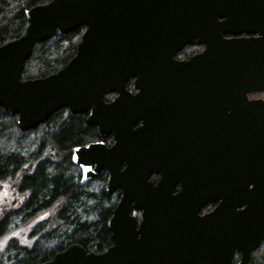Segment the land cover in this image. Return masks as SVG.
Returning a JSON list of instances; mask_svg holds the SVG:
<instances>
[{
	"label": "water",
	"instance_id": "obj_1",
	"mask_svg": "<svg viewBox=\"0 0 264 264\" xmlns=\"http://www.w3.org/2000/svg\"><path fill=\"white\" fill-rule=\"evenodd\" d=\"M26 15L25 33L0 46V108L16 116L21 131L62 108L88 114L87 124L114 143L76 147L73 162L84 182L105 169V192L121 191L107 222L111 246L93 252L74 243L40 264H233L236 253L246 264L264 239V127L252 143L239 118L224 121L223 108L229 95L231 108L251 107L246 92L264 89V68L248 69L249 61L264 65V0H50ZM80 27L85 30L65 66L22 79L36 44ZM193 44L205 48L176 58ZM130 79L136 93L126 87ZM208 90L215 99L209 150H194L197 164L187 182L181 179L184 155L175 137L164 138L163 125L176 114V94ZM108 93L117 95L106 102ZM194 139L200 148L201 139ZM208 202L217 205L201 215Z\"/></svg>",
	"mask_w": 264,
	"mask_h": 264
},
{
	"label": "trees",
	"instance_id": "obj_2",
	"mask_svg": "<svg viewBox=\"0 0 264 264\" xmlns=\"http://www.w3.org/2000/svg\"><path fill=\"white\" fill-rule=\"evenodd\" d=\"M49 1L0 0V46L25 33L27 10ZM84 30L57 33L36 44L25 61L22 79L45 77L65 66L75 55ZM98 139V128L87 124L85 114L71 115L62 108L36 129L21 131L16 116L0 108V183H11L14 194L22 195L1 217L0 236L12 224L52 211L29 233L36 238L34 243L13 239L0 251V264H40L74 243L93 252H103L113 244L107 221L118 196L105 192L108 172L103 170L84 182L73 162L76 147Z\"/></svg>",
	"mask_w": 264,
	"mask_h": 264
},
{
	"label": "flooded vegetation",
	"instance_id": "obj_3",
	"mask_svg": "<svg viewBox=\"0 0 264 264\" xmlns=\"http://www.w3.org/2000/svg\"><path fill=\"white\" fill-rule=\"evenodd\" d=\"M258 34H246L243 33L241 36L244 37H255ZM227 37H232L233 35L231 34H226ZM205 48L204 44H193V45H187L185 46L182 51H180L177 55L176 58L178 59H188L189 57L198 54L202 52ZM256 54L257 52H252L250 53L251 55ZM248 69L249 70H262L264 68L263 63L261 62L260 64H257V61H249L248 62ZM128 83H131L128 85ZM127 89H129L131 92L136 93V89L133 87V79H130L127 82L126 85ZM176 89H204L203 85L196 84V85H190V84H177ZM186 87V88H185ZM207 89H209V86H207ZM116 93H108L104 95V99L106 102L112 101L116 97ZM194 96V97H193ZM206 96V98H204ZM227 96V95H226ZM230 98V95L227 96ZM224 101V121H230L231 117L232 118H239L240 122H242L243 125L240 126L241 130H248L249 133L252 134V143L254 141L253 138V133H257L258 131L262 130L264 127V106L261 104H257V101H264V89H257V90H250L246 92V97L247 100H245V104L249 102H254V104L251 107H246L242 106L239 109H233L230 107V99L227 98ZM176 106L172 109V111H175L176 114L174 115H169L168 117L173 119L171 123H166L163 125V136L166 139V134L168 133L169 137H175V144L180 151L184 155L185 162L181 164V166L184 168L186 171L181 175V179L187 182H191L193 180L192 174L189 173L188 171L195 169V164L192 162L193 158V153L195 149H199L200 152L206 153V150H209V141H210V131L212 129L211 123L215 119V99H214V92L212 91H199L196 95H193L190 92L182 93L179 92L176 94ZM86 118L88 114H85ZM97 127V126H96ZM98 128V127H97ZM255 130V132H254ZM99 133V131H98ZM165 133V135H164ZM194 138H199L201 139V146L200 148L198 147V142ZM103 141L107 146H111L114 143V138L112 135H105L102 139L99 136V139L96 141ZM202 165H208V168L210 165H213L214 163H203L201 162ZM201 165V167H202ZM105 170V169H104ZM103 171V170H102ZM107 171V170H106ZM108 172V171H107ZM100 174V173H99ZM109 175V174H108ZM109 177V176H108ZM160 177V174H153L151 175V179L155 181V183L158 181ZM108 182V181H107ZM4 183H0L2 186ZM107 185V183H106ZM106 188V186H105ZM183 188L182 182H178L175 187H174V192L177 193L181 191ZM254 188L253 184H250L247 189L251 190ZM198 192V188L196 189ZM110 196L116 195L118 196V200L114 206L116 207L117 203L119 202L121 198V191L116 190L112 194H109ZM17 199L14 200L13 204L11 206L3 211L0 212V219L3 217L5 214L8 213V210L13 208V205L15 204L16 206ZM217 205V202H208L205 204L201 209H200V214H206L210 211H212ZM111 212L109 219L113 215V210ZM10 211V210H9ZM134 213V211H132ZM136 215L138 216V219H141V212H137ZM107 221V222H108ZM16 224H12L9 230L4 233L3 235L0 236V241L4 239L8 233H10V230L12 229L13 226ZM112 233V232H111ZM16 240V238H13ZM12 238L7 241V243L4 246L5 250L8 246V243L13 240ZM18 240V239H17ZM113 240V239H112ZM264 241H262L263 243ZM262 245V244H261ZM260 245V247H261ZM259 247V248H260ZM258 248V249H259ZM256 249L253 251L248 259V262L246 264H249L253 261V256L255 255ZM0 249V251H3ZM241 259V254L236 253L233 258V264L235 261L239 264Z\"/></svg>",
	"mask_w": 264,
	"mask_h": 264
},
{
	"label": "rangeland",
	"instance_id": "obj_4",
	"mask_svg": "<svg viewBox=\"0 0 264 264\" xmlns=\"http://www.w3.org/2000/svg\"><path fill=\"white\" fill-rule=\"evenodd\" d=\"M28 137H29V135L26 136V138H28ZM28 143L30 144L29 141H28ZM28 143H26V144H28ZM5 183L7 184V189L4 188V184L2 186L0 185V191H6L7 192L6 196L0 197V212L9 208L11 206V204H13V202L16 198H18V199L22 198V195L20 196V195H18V193L14 194L15 190H14V188H12L11 183H9V182H5ZM96 184H97V182L94 183V188L97 187ZM51 214H52L51 210H46L41 215H39L36 219L33 218L32 220H30L29 222H26V223H20V222H19V224L16 223V225L13 226L12 229L10 230V233H8V235L0 241V249L3 250L5 244L11 238L12 239L16 238V239H18V241L20 243H23L26 245L33 244L34 241L36 240V238L30 236V234H29V233H31L33 226L37 222H39L45 218L50 217ZM13 233H18V235H12ZM4 241H6V242H4ZM253 263L264 264V242L262 243L261 247L256 251L255 255L253 256Z\"/></svg>",
	"mask_w": 264,
	"mask_h": 264
},
{
	"label": "snow or ice",
	"instance_id": "obj_5",
	"mask_svg": "<svg viewBox=\"0 0 264 264\" xmlns=\"http://www.w3.org/2000/svg\"><path fill=\"white\" fill-rule=\"evenodd\" d=\"M87 166H85L86 168ZM4 188L7 189V184L4 183ZM7 195V192L6 191H0V197H3V196H6ZM12 235H18V233H13ZM6 242V241H4Z\"/></svg>",
	"mask_w": 264,
	"mask_h": 264
}]
</instances>
